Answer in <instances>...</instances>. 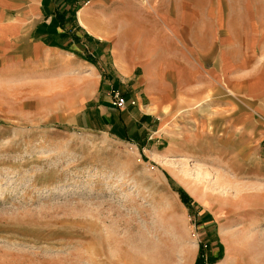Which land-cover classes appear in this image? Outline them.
<instances>
[{
	"label": "rangeland",
	"instance_id": "rangeland-1",
	"mask_svg": "<svg viewBox=\"0 0 264 264\" xmlns=\"http://www.w3.org/2000/svg\"><path fill=\"white\" fill-rule=\"evenodd\" d=\"M208 7L209 38L251 50L245 82L177 84L157 133L87 128L76 76L0 60V264H189L197 247L214 264L223 233L264 235V0Z\"/></svg>",
	"mask_w": 264,
	"mask_h": 264
},
{
	"label": "crops",
	"instance_id": "crops-1",
	"mask_svg": "<svg viewBox=\"0 0 264 264\" xmlns=\"http://www.w3.org/2000/svg\"><path fill=\"white\" fill-rule=\"evenodd\" d=\"M208 3L0 0V60L8 66L44 67L69 78L76 76L81 82L76 87L73 110L85 119L83 126L87 128L100 121L119 128L142 122L144 130L149 119L156 118L157 133L162 120L170 117L164 116L165 111L178 103L174 93L177 84L199 78L207 90L209 77L218 84L231 83L235 89L245 82L239 79V71L245 54L251 57V50L239 48L238 32L231 43L209 38ZM221 14L218 9L212 13L216 32L223 21ZM253 42L248 46L254 49ZM255 54L257 50L253 59ZM261 72L264 77V70ZM89 81L91 86L86 88ZM117 91L129 104L135 102L127 115L110 99ZM150 106L158 113L149 111ZM222 239L227 257L221 245L220 253H211L216 257L214 264H264V235L251 240L223 233ZM198 252L197 247L189 264H195Z\"/></svg>",
	"mask_w": 264,
	"mask_h": 264
},
{
	"label": "built area",
	"instance_id": "built-area-1",
	"mask_svg": "<svg viewBox=\"0 0 264 264\" xmlns=\"http://www.w3.org/2000/svg\"><path fill=\"white\" fill-rule=\"evenodd\" d=\"M113 103L118 109H125L127 105L129 104L127 99L120 93V92H114L113 93ZM130 104L134 105V101H130Z\"/></svg>",
	"mask_w": 264,
	"mask_h": 264
},
{
	"label": "trees",
	"instance_id": "trees-1",
	"mask_svg": "<svg viewBox=\"0 0 264 264\" xmlns=\"http://www.w3.org/2000/svg\"><path fill=\"white\" fill-rule=\"evenodd\" d=\"M130 102V101H129ZM183 196H185V195H183ZM186 199H187V197H185ZM186 199H185V201H186Z\"/></svg>",
	"mask_w": 264,
	"mask_h": 264
}]
</instances>
